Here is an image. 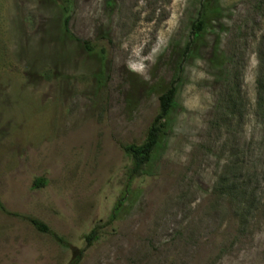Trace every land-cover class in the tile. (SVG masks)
I'll list each match as a JSON object with an SVG mask.
<instances>
[{"label":"rangeland","instance_id":"rangeland-1","mask_svg":"<svg viewBox=\"0 0 264 264\" xmlns=\"http://www.w3.org/2000/svg\"><path fill=\"white\" fill-rule=\"evenodd\" d=\"M69 2L65 33L51 0H0V201L17 214L0 210V264H68L97 225L78 264H264V0ZM170 86L167 130L109 221L121 145Z\"/></svg>","mask_w":264,"mask_h":264},{"label":"trees","instance_id":"trees-1","mask_svg":"<svg viewBox=\"0 0 264 264\" xmlns=\"http://www.w3.org/2000/svg\"><path fill=\"white\" fill-rule=\"evenodd\" d=\"M51 1L60 8L62 15V29L65 33L68 32V20H69V11H70L69 0H59V3L58 0H51ZM203 8H206V6L203 5ZM204 26H205V21L202 13H200V17L192 24V35L194 38L199 36L200 30L203 29ZM76 41H80L82 46L87 51H93L94 47L90 44L89 41L87 40L81 41L79 39H76ZM260 46H261L259 49V57H260L259 59L261 62L260 69H261V73H263L264 72L263 70L264 58L262 57L263 42H261ZM263 76L264 75H260L257 78L258 85L260 86V88L258 89V95L261 98L259 99H263V94H264ZM175 93H176V88L174 86H170L159 93L157 112L152 118L151 122L149 123L145 137L141 143H127L121 145L124 153L130 159V166L126 171V186L124 193L118 199L116 205L114 206L109 221H111L115 217L117 210H119L123 201L126 199V193L128 192V187L131 184L132 180L141 173L143 167L151 160L154 151L156 150L160 141L162 140V137L166 132L169 124L168 116L172 108L175 106ZM228 181L232 182V179H225V176H222L219 179L220 184L228 183ZM42 185H43L42 178H36L34 180L33 187H38ZM225 190L226 191L224 193L227 194L228 196L230 195L234 196L237 193V195L242 194V198H243L246 194L245 191H242L241 189H237V187H235L233 183L231 184L229 183L228 186H225ZM241 200H239L240 201L239 203L244 202L243 206L246 207L245 201H241ZM0 210L14 216L17 215L15 213L8 212L2 205L1 201H0ZM20 217L30 222L33 225V227L38 231L48 233L50 236H52L56 241L60 242L61 244L65 246H70L66 241H64L60 236H58L54 231H52L47 225H45L39 219L25 215H21ZM99 229L100 226L97 225L93 227L90 230V232L84 235V240H85L84 248L71 247L72 256L68 261V264L79 263V261L83 257L85 248L92 245L98 239Z\"/></svg>","mask_w":264,"mask_h":264}]
</instances>
